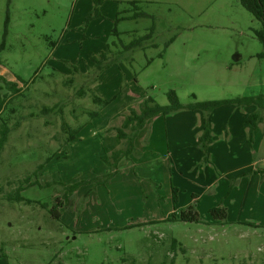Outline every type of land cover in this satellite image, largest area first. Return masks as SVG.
Listing matches in <instances>:
<instances>
[{"label": "rangeland", "instance_id": "374dc122", "mask_svg": "<svg viewBox=\"0 0 264 264\" xmlns=\"http://www.w3.org/2000/svg\"><path fill=\"white\" fill-rule=\"evenodd\" d=\"M134 12L145 16L121 19ZM260 27L239 0H0V131L9 128L0 150V264H264L261 179L225 199L215 183L198 188L195 179L220 182L219 172L193 165L198 144L173 143L162 117L155 150L146 127L100 182L110 171L103 157L123 145L116 129L129 131L145 98L166 105L169 90L182 103L264 93ZM101 52L111 61L97 72ZM88 89L109 102L99 108ZM62 122L82 126L69 145ZM178 165L188 197L174 206L169 178ZM16 187L32 203L7 202ZM188 190L201 197L202 222L167 220L185 208ZM56 198L59 219L35 203L50 209ZM217 204L228 207L223 222L209 213Z\"/></svg>", "mask_w": 264, "mask_h": 264}, {"label": "trees", "instance_id": "16d2710c", "mask_svg": "<svg viewBox=\"0 0 264 264\" xmlns=\"http://www.w3.org/2000/svg\"><path fill=\"white\" fill-rule=\"evenodd\" d=\"M134 7H137L135 2H130ZM239 3L241 6L246 9L253 17L258 20L261 23V27L259 29H254V35L255 37L260 41L262 44V50L255 54V56L258 59H264V0H239ZM145 14L143 12H134L131 16L128 17H121V19L128 18V19H135L138 17H144ZM114 33H116V28H113ZM171 41V40H170ZM139 41L132 42L128 44L125 49H130L135 45H139ZM93 60L95 61V70L97 72L101 71L104 67L108 65V62L111 60L109 57H107V54L105 52H101L98 57H93ZM72 78L67 79V84H71L73 81ZM90 93V99L94 104H97L99 108L105 106L109 100L102 98L98 96L92 89H88ZM15 91V89H14ZM13 91V92H14ZM15 93V92H14ZM87 94V90L83 87H80L78 89L77 95L79 97H84ZM167 100L168 103L166 105H160L156 103L151 97H147L144 99L141 108L139 111H131L128 119L132 122L129 131L125 132L121 128L116 129V133L118 137L122 140L123 145L115 149L111 152L110 155L104 156L103 159L106 161V163L110 167V171L105 174L102 177V180H100L101 183H104L108 181L116 172H117V165L119 162L126 158L133 150V140L136 137V135L139 133V131L142 129V127L145 125V123L157 116V115H163L166 116L174 111L177 110H189L194 111L198 110L202 112L203 114V121H202V131L199 137L198 142V149L203 154V159H205V156L207 155L208 147L213 141V133L210 126L211 121V113L214 109L226 105L231 104L236 107H246L253 105L257 108L256 111L251 112L244 118V127L247 130V142L249 145L253 142V132L257 128V126L262 121V116L260 111L264 109V94L258 93L255 95H238L233 96L229 98L224 99H217V100H205V101H192L189 103H182L179 101L178 96L173 90H169L167 93ZM192 98H195L194 95H191ZM51 110L46 109L44 111ZM87 114L93 118L98 115V110L93 111H87ZM4 127L0 131V150L3 148V145L7 139V134L9 131V128L7 125H3ZM82 126H78L75 129H72V127L69 126L66 122H62L61 124V130L65 134L66 138H64V143L69 145L76 137V135L79 133V130ZM64 136V137H65ZM63 155H66V152L63 151ZM25 183L32 184L33 182H29V178H25ZM60 185L63 186V189L74 191L77 187L76 184L74 185H64L62 182H60ZM1 189V188H0ZM23 190V187H16V191L14 195L7 197V202H25V203H32L31 200L25 199L21 191ZM172 193V202L174 206L176 205L178 201L177 196V189L175 187L171 188ZM42 208H46V210L52 215V217H55L59 219L60 213L58 212V208L62 207V201L59 198H56V204L48 209L47 206L44 203L41 202H35ZM210 215L213 217L214 220L223 222L226 219V208L222 207L220 204L217 206H214L209 209ZM180 220L185 222H202L201 216L196 210V207L194 204L188 205L187 207L181 209L179 211V214L176 216L174 212H172L168 217L167 220ZM248 224V223H245ZM254 225V224H250ZM175 241L173 242L172 246H174ZM127 259L123 258L122 261L125 262ZM134 263V259L130 260V264ZM160 264H167L165 261L161 262ZM170 264H173V261L170 262Z\"/></svg>", "mask_w": 264, "mask_h": 264}, {"label": "crops", "instance_id": "0c3cea01", "mask_svg": "<svg viewBox=\"0 0 264 264\" xmlns=\"http://www.w3.org/2000/svg\"><path fill=\"white\" fill-rule=\"evenodd\" d=\"M0 78L3 79L2 71H0ZM260 93H262V91ZM252 106L253 105L241 108L243 112L240 113V107H236L231 104H226L214 109L211 113L210 126L213 133V141L208 147L205 159H203V154L199 151V149H197L198 154L194 157L192 164L197 166L203 160L206 168H208L209 166H214L215 169L219 172V179L221 180L219 182V180L216 181V179L214 178L215 181L211 180L203 182L199 178H197L195 179V181L198 188L204 189L206 187L214 185L215 183V189L217 190L219 196L222 199H225L228 194L231 195L234 190H237L239 183L241 184L243 181H246V179H248L247 184L252 186L253 184H258V181L253 182V180H258L260 178L261 181L259 189L263 187L264 153H260L264 150V124L262 123L263 118L261 123L253 132V142L251 145H249L247 142V130L243 124L244 118L251 112L257 110V108H252ZM161 117L163 118L162 121L165 130H169V134L175 138V141L173 143L183 144L186 146L198 144L199 137L202 131V112L198 110H178L166 116L157 115L149 119L145 123L141 130L145 129L146 127H150L153 129V132H151L146 138L149 147L155 146L154 144H156V142L158 145V133H156L154 130L159 129V125H155V123ZM175 121L180 122L174 124ZM150 123H154V125H149ZM131 124L129 126H131ZM108 129L109 127H105V130ZM167 145L168 147H170V143H168ZM121 146H119L118 148H120ZM155 148L156 146L154 147L153 151L155 150ZM174 164L175 163H173V165ZM228 165H230L231 167H228ZM177 168L178 172L176 174L172 173L171 178H169V186L171 188L175 187L177 189V196L179 200L183 192H185V189L182 185L178 186L179 183L176 181V179H181L182 176L181 170L179 169V165ZM199 174H206V171H201L199 172ZM188 192H190V199L185 202V207L194 204L196 210L199 211L198 204H200L201 200L200 195L197 194V190H188ZM183 195L184 196H182L181 198L183 200H186L188 195ZM170 198H172V193ZM222 199L220 203L222 202ZM238 201L240 203V197ZM197 202L198 204H196ZM223 207L226 208L224 205ZM208 208L210 209L212 208V206H209ZM227 209L228 207L226 208V213Z\"/></svg>", "mask_w": 264, "mask_h": 264}]
</instances>
